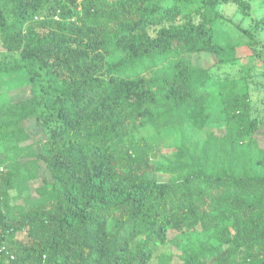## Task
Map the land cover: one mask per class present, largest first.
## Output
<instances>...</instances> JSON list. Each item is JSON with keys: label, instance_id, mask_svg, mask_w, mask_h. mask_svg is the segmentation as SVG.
I'll return each mask as SVG.
<instances>
[{"label": "trees", "instance_id": "16d2710c", "mask_svg": "<svg viewBox=\"0 0 264 264\" xmlns=\"http://www.w3.org/2000/svg\"><path fill=\"white\" fill-rule=\"evenodd\" d=\"M228 3L0 0V264H264Z\"/></svg>", "mask_w": 264, "mask_h": 264}, {"label": "rangeland", "instance_id": "374dc122", "mask_svg": "<svg viewBox=\"0 0 264 264\" xmlns=\"http://www.w3.org/2000/svg\"><path fill=\"white\" fill-rule=\"evenodd\" d=\"M163 5L176 3L187 12L194 11L200 0H161ZM250 4L249 14L245 15L232 3L219 7L223 14L222 27L230 36L231 41L240 46L238 50L242 67L237 76H247L250 82L252 103L260 115H264V0H246ZM245 32H248L247 34ZM202 64L210 66L211 59H204ZM264 144V131L258 134ZM165 149L163 152H168ZM166 253L170 250L165 249Z\"/></svg>", "mask_w": 264, "mask_h": 264}, {"label": "built area", "instance_id": "2783aa9c", "mask_svg": "<svg viewBox=\"0 0 264 264\" xmlns=\"http://www.w3.org/2000/svg\"><path fill=\"white\" fill-rule=\"evenodd\" d=\"M3 170V167L2 166H0V171H2Z\"/></svg>", "mask_w": 264, "mask_h": 264}]
</instances>
